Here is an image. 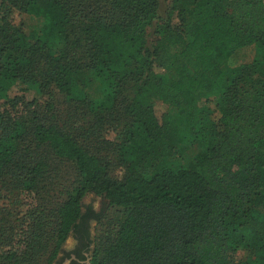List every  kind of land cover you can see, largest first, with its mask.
Segmentation results:
<instances>
[{
  "label": "trees",
  "instance_id": "1",
  "mask_svg": "<svg viewBox=\"0 0 264 264\" xmlns=\"http://www.w3.org/2000/svg\"><path fill=\"white\" fill-rule=\"evenodd\" d=\"M158 8V0H0V189L34 198L48 168L41 150L75 172L57 207L35 198L24 227L0 205V264H31L45 242L52 264L71 232L96 219L81 212L88 194L120 217L87 264H264V0H166L164 16ZM20 14L39 17L38 32ZM246 46L255 59L227 67ZM16 84L34 86L38 98L19 105L8 96ZM142 91L164 111L143 105ZM58 95L89 122L65 126ZM106 127L119 134V179L72 135L93 134L98 145Z\"/></svg>",
  "mask_w": 264,
  "mask_h": 264
},
{
  "label": "rangeland",
  "instance_id": "2",
  "mask_svg": "<svg viewBox=\"0 0 264 264\" xmlns=\"http://www.w3.org/2000/svg\"><path fill=\"white\" fill-rule=\"evenodd\" d=\"M159 8L158 15L164 16L166 9V0H158ZM15 19L27 31L38 32L41 27L42 20L39 17L20 14ZM175 24V21H173ZM256 55L252 46H246L235 50L226 62L227 67H236L241 64L251 63L255 59ZM163 80H168L169 76L163 74L160 76ZM91 93L95 89H90ZM126 96L130 97L131 92H126ZM8 96L15 97L19 105L23 106L28 104L32 100L38 98L37 90L34 86L28 85H15L8 93ZM58 115L61 121H65L64 125H71L72 122L87 123L89 118L86 116L80 117L79 114H73L70 105L67 100L62 96H56ZM140 101L143 105H153L158 111H164V106L160 103L159 97L147 92L142 91L140 94ZM203 102L209 111H213L214 97L212 95L205 96ZM172 118H176L175 111L170 109ZM215 117L216 114L212 113ZM109 127H106V129ZM79 143H81L88 150H93L98 153L104 160L109 162V174L114 179L121 177V168L115 161L116 145L119 141V134L116 129L109 128L105 134H101L103 141L98 145L93 140V134H72ZM197 147L192 145L182 156L180 160L181 165H186L187 162L196 153ZM41 157L46 160L48 164L47 173L43 175L44 182L39 184L37 194L33 198L32 195H25L18 191L13 190H1L0 189V205L7 207L9 211L8 216L11 222H18L19 218L22 219L23 227L26 226L27 218L23 217L26 210L30 205L35 203L42 205L46 209H53L59 205L65 198V194L70 190V186L75 179V172L73 166L64 161H59L51 158L45 150L40 151ZM39 202V203H38ZM41 206V207H42ZM90 209L92 214L96 216V219H92L88 223V234L91 243V250L96 247L99 250L105 249L112 238L115 235L117 229V221L120 217V210L116 207L109 206L106 201L98 196L92 194L86 195L81 200V212L84 213L87 209ZM48 228H46V231ZM50 231L47 233V236ZM18 235V234H17ZM45 235V234H44ZM17 237V236H16ZM43 251H39L37 255L32 259L31 264H45L46 257L50 248V243H43ZM74 246V238L70 234L62 244L56 259L52 264H60L63 256L69 253ZM64 261V260H63Z\"/></svg>",
  "mask_w": 264,
  "mask_h": 264
},
{
  "label": "flooded vegetation",
  "instance_id": "3",
  "mask_svg": "<svg viewBox=\"0 0 264 264\" xmlns=\"http://www.w3.org/2000/svg\"><path fill=\"white\" fill-rule=\"evenodd\" d=\"M89 221H87L83 227L78 229L77 232H71V235L74 238V246L69 253L65 254L63 258H61L62 261L70 259L71 256H73L75 260H70L68 264H85V261L89 260L91 252V243L87 227Z\"/></svg>",
  "mask_w": 264,
  "mask_h": 264
},
{
  "label": "water",
  "instance_id": "4",
  "mask_svg": "<svg viewBox=\"0 0 264 264\" xmlns=\"http://www.w3.org/2000/svg\"><path fill=\"white\" fill-rule=\"evenodd\" d=\"M70 260H75V259L73 256H71L70 259H65L60 264H68L70 262ZM87 263H88V260L85 261V264H87Z\"/></svg>",
  "mask_w": 264,
  "mask_h": 264
}]
</instances>
